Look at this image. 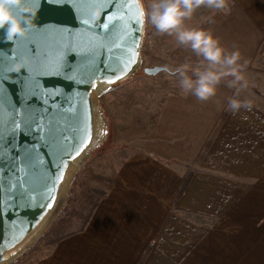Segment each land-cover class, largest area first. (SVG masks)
I'll list each match as a JSON object with an SVG mask.
<instances>
[{"label":"crops","instance_id":"crops-1","mask_svg":"<svg viewBox=\"0 0 264 264\" xmlns=\"http://www.w3.org/2000/svg\"><path fill=\"white\" fill-rule=\"evenodd\" d=\"M182 26L237 50L246 87H228V77L199 101L170 72L206 62L178 42L158 57L148 40V66L167 67L175 83L147 137L80 229L15 264H264V0L201 4ZM155 37L176 39L152 27ZM229 97L248 107L226 110Z\"/></svg>","mask_w":264,"mask_h":264},{"label":"water","instance_id":"water-1","mask_svg":"<svg viewBox=\"0 0 264 264\" xmlns=\"http://www.w3.org/2000/svg\"><path fill=\"white\" fill-rule=\"evenodd\" d=\"M34 7L25 35L8 41L0 30V264L31 250L63 211L79 167L106 133L100 97L142 66L141 0Z\"/></svg>","mask_w":264,"mask_h":264},{"label":"rangeland","instance_id":"rangeland-1","mask_svg":"<svg viewBox=\"0 0 264 264\" xmlns=\"http://www.w3.org/2000/svg\"><path fill=\"white\" fill-rule=\"evenodd\" d=\"M141 2L146 13L150 3L148 0H141ZM145 23L141 48L144 49L141 52V68L133 77L117 84L114 89L106 92L99 99V107L105 119L106 133L99 146L91 151L90 156L79 167L75 177L78 186L69 194L62 211L67 209L72 216L70 221L68 219L71 223L68 227L69 232L80 229L90 214L92 215L95 209L94 204L98 206L103 197H100L97 192L101 191L103 194H107V189L110 187V181L116 170L147 137L160 109L162 99L173 89L175 81L166 71H162L156 76H148L143 73V68L150 67L148 65L154 62L153 59H147L148 40L154 41V45L151 47L161 58L164 57L161 54L165 53L177 40L164 37H155L152 40V27L147 23V20ZM170 73L174 75L176 72ZM54 229L55 227L50 225L45 233L46 235L49 232V235L46 238L44 235L39 239L34 245L35 249L41 247L43 252L47 250L44 248L46 243H50L58 231L56 228L54 232ZM33 252L29 250L20 258ZM11 264L15 263L12 262Z\"/></svg>","mask_w":264,"mask_h":264},{"label":"clouds","instance_id":"clouds-1","mask_svg":"<svg viewBox=\"0 0 264 264\" xmlns=\"http://www.w3.org/2000/svg\"><path fill=\"white\" fill-rule=\"evenodd\" d=\"M205 5L209 9L220 10L226 7V0H152L145 13L147 23L157 34H174L180 45L190 49L206 62L202 67L186 74L187 65L175 69L179 76V88L199 101H207L217 93V86L228 77L227 86L246 87L242 75L243 65L239 64L240 54L237 50L229 52L210 32L183 27V21L194 10ZM14 9H18L19 15ZM36 9L34 0H0V30L5 39L13 40L23 36L28 27L33 26ZM226 110L235 113L242 107L247 108L246 101L235 97L227 98Z\"/></svg>","mask_w":264,"mask_h":264},{"label":"trees","instance_id":"trees-1","mask_svg":"<svg viewBox=\"0 0 264 264\" xmlns=\"http://www.w3.org/2000/svg\"><path fill=\"white\" fill-rule=\"evenodd\" d=\"M263 53H264V44L262 45V48L260 49V53H259V54L261 55V54H263ZM188 182H189V178H187V179L184 181V184H183V186H182V188H181V190H180V194L183 192V190H184L185 187L187 186ZM77 186H78V183H77V179H76L75 182H74L73 185H72V190L74 191V189L77 188ZM96 192H97V191H96ZM96 192H95V193H96ZM97 193H98V195H100V197L104 195L101 191H99V192H97ZM94 206H95V208H96V207H97V204H94ZM90 215H91V214H90ZM71 217H72V216H70V212H69L67 209L59 215V217H58V219L56 220V222H55L53 225H51L52 227H55V229L57 228L58 231H57L56 234H54L55 237L52 238V239L50 240V243L55 244V243L59 242L61 239H63L64 237H66V236H68L69 234H71V233L69 232V230H68V227H69V225L71 224V223L69 222L70 219H71ZM68 219H69V221H68ZM88 219H89V217H88ZM88 219H86L85 221L87 222ZM67 221H68V222H67ZM65 222H66V223H65ZM64 223H65V224H64ZM67 223H68V224H67ZM55 229H54V232H55ZM48 235H49V232L44 236V238H46ZM34 250H35V247L32 248V249L30 250V252H33Z\"/></svg>","mask_w":264,"mask_h":264},{"label":"snow or ice","instance_id":"snow-or-ice-1","mask_svg":"<svg viewBox=\"0 0 264 264\" xmlns=\"http://www.w3.org/2000/svg\"><path fill=\"white\" fill-rule=\"evenodd\" d=\"M36 3H39V0H34V4ZM54 11L57 10V9H53ZM131 18V17H130ZM137 20L139 19V15L137 14ZM104 28H108L109 27V24H104L103 25ZM130 62H131V58H130ZM113 73L115 74V69H112ZM121 71H123V69H121ZM109 83H112L114 81H108ZM78 154V153H77ZM29 167H34V165L31 164V162L29 161ZM50 206V205H49Z\"/></svg>","mask_w":264,"mask_h":264}]
</instances>
